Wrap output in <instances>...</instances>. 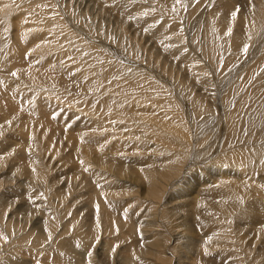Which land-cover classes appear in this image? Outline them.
I'll use <instances>...</instances> for the list:
<instances>
[{
  "label": "bare ground",
  "instance_id": "6f19581e",
  "mask_svg": "<svg viewBox=\"0 0 264 264\" xmlns=\"http://www.w3.org/2000/svg\"><path fill=\"white\" fill-rule=\"evenodd\" d=\"M0 175V264H264V0H0Z\"/></svg>",
  "mask_w": 264,
  "mask_h": 264
},
{
  "label": "snow or ice",
  "instance_id": "6c2138e0",
  "mask_svg": "<svg viewBox=\"0 0 264 264\" xmlns=\"http://www.w3.org/2000/svg\"><path fill=\"white\" fill-rule=\"evenodd\" d=\"M179 2H180V0H177V3H179ZM231 15L234 18L236 16V12H233ZM229 34H231V30H229ZM243 50H244L245 53H247L248 45H245ZM13 75H15V73H13ZM4 239L7 240V237H4ZM88 255L91 256V253H88Z\"/></svg>",
  "mask_w": 264,
  "mask_h": 264
},
{
  "label": "rangeland",
  "instance_id": "374dc122",
  "mask_svg": "<svg viewBox=\"0 0 264 264\" xmlns=\"http://www.w3.org/2000/svg\"><path fill=\"white\" fill-rule=\"evenodd\" d=\"M128 154H129L130 156H133V155H134L133 153H130V150H128ZM132 154H133V155H132ZM0 180H2V175H0ZM12 185H14V184H12ZM123 185H124V184H123ZM123 185H122V186H123ZM14 186H15V185H14ZM114 188H115V187H114ZM114 188H113V189H114ZM125 188H126V187H123L124 190H125ZM115 189H120V188H115ZM177 231H178V232H181V231H182L181 233L184 232L183 229H178ZM181 233H180V234H181Z\"/></svg>",
  "mask_w": 264,
  "mask_h": 264
}]
</instances>
